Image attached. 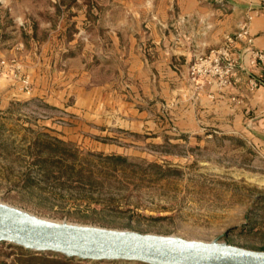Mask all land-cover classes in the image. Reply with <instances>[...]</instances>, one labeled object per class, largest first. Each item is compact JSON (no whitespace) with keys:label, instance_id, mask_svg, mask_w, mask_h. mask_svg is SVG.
Segmentation results:
<instances>
[{"label":"rangeland","instance_id":"1","mask_svg":"<svg viewBox=\"0 0 264 264\" xmlns=\"http://www.w3.org/2000/svg\"><path fill=\"white\" fill-rule=\"evenodd\" d=\"M85 4L0 0V39L13 49L8 54L0 50V211L65 229L115 230L264 251V107L246 105L241 89L262 86L264 80L256 75L239 79L246 45L237 52L232 46L230 60L223 59L219 69L210 63L200 66L197 58L225 42L195 51L186 85L173 88L179 94L171 97L173 104L161 85L156 113L136 111V118L125 119L136 124L114 126L110 112L77 110L75 93L65 89L79 64L69 63L56 49L83 47L84 27L78 24L74 43L59 35L53 40L56 33L50 30H38L37 36H52L46 44L29 35L38 12L54 14L57 5L54 19L60 21L71 19ZM228 63L235 65L233 70ZM254 65L249 58L248 66ZM94 74L103 80L101 70ZM228 97L230 103H217ZM97 98L95 106H100L101 94ZM141 98L135 109L153 105ZM208 99L217 104L215 112L206 106ZM181 104H201L198 115L205 124L176 125L171 117L181 116ZM0 264L144 263L22 251L0 240Z\"/></svg>","mask_w":264,"mask_h":264},{"label":"crops","instance_id":"2","mask_svg":"<svg viewBox=\"0 0 264 264\" xmlns=\"http://www.w3.org/2000/svg\"><path fill=\"white\" fill-rule=\"evenodd\" d=\"M57 9V5L52 8L54 14L38 12L34 33L29 35L37 41L42 39L46 44L52 36H37L38 30H50L56 33L53 40L59 35L64 42L74 43L77 42L75 32L80 28L78 24L84 27L87 40L83 47L72 44L69 50L56 49L57 55L61 53L69 63L79 64V68L76 66L71 70L65 89H69V94L75 93L77 110L110 112V120L116 121L112 124L114 126L117 123L121 126L136 124L125 120L136 118V111L156 113L161 85L167 90L166 100L171 101L173 95L178 96V89L173 88L186 85L188 64L195 51L206 52L226 42L228 37L234 39L232 46L236 52L247 45L248 38H252V46L264 50V0H86L80 11L74 10L71 19L60 21L54 19ZM248 16L250 20L246 22ZM179 18L183 21L180 22ZM79 19L85 22L80 23ZM245 25L248 36L238 38ZM6 43L5 38L0 39V50L4 48L7 53L12 45ZM0 56H3L1 51ZM249 58L246 54L240 64L239 79L256 75L264 80L262 67L258 64L251 66L253 68L248 66ZM100 70L104 76L99 82L94 72ZM82 77L85 78L83 83H75L74 80ZM241 89L246 105L264 107V84L254 89L246 86ZM233 90L238 93L237 88ZM8 93L13 94L11 90ZM99 94L101 103L95 106L99 102ZM142 95L148 97L153 105H139L135 109L136 103H142ZM228 98L219 99L217 103L226 105L231 101ZM207 101L206 106L215 112L217 104ZM199 105L177 106L182 114L171 117V120H177L174 123L184 128L203 125L198 115L201 111ZM166 110L175 111L173 108ZM224 111L231 109L225 108ZM149 114L151 117L152 113ZM137 116L141 118L142 113Z\"/></svg>","mask_w":264,"mask_h":264},{"label":"water","instance_id":"3","mask_svg":"<svg viewBox=\"0 0 264 264\" xmlns=\"http://www.w3.org/2000/svg\"><path fill=\"white\" fill-rule=\"evenodd\" d=\"M0 240L82 260L144 264H264V251L115 230L48 225L0 211Z\"/></svg>","mask_w":264,"mask_h":264},{"label":"built area","instance_id":"4","mask_svg":"<svg viewBox=\"0 0 264 264\" xmlns=\"http://www.w3.org/2000/svg\"><path fill=\"white\" fill-rule=\"evenodd\" d=\"M248 33H249V31H248L247 25H245L242 32H240L237 35V37L238 38H241V36L247 37ZM233 43H234V39L232 37H228L224 46H222L218 49H212L208 55L199 56L197 58L198 64H200V66H202L206 63H210V64H213L214 68L219 69L223 59L230 60V57H231L230 51L232 49L231 47H232ZM252 45H253L252 38H248L247 39V45L244 49V52L250 56L251 63H254L255 65L256 64L260 65L262 67V69L264 70V50L256 49ZM228 64H229L228 70H233L235 65L232 63H228Z\"/></svg>","mask_w":264,"mask_h":264},{"label":"trees","instance_id":"5","mask_svg":"<svg viewBox=\"0 0 264 264\" xmlns=\"http://www.w3.org/2000/svg\"><path fill=\"white\" fill-rule=\"evenodd\" d=\"M58 143H60L59 141H56V144L58 145ZM65 147V146H64ZM69 149H67V147H65V148H63V150H62V153L63 154H68L69 152ZM42 159V158H41ZM113 159H114V157H113ZM115 159L118 161V162H126V159L125 158H123V157H121V156H117V157H115ZM39 161H42L43 163H45L47 160L46 159H42V160H39ZM155 168H160V166H158V165H155ZM4 242H7V241H4ZM16 246L20 249V250H22V251H27V250H30V249H28V248H25V247H23V246H20V245H17L16 244ZM64 256V255H63ZM64 257H66V256H64ZM44 261H46V260H44Z\"/></svg>","mask_w":264,"mask_h":264}]
</instances>
